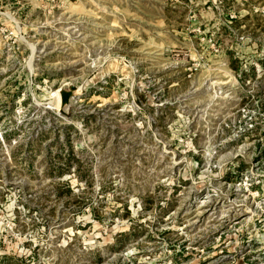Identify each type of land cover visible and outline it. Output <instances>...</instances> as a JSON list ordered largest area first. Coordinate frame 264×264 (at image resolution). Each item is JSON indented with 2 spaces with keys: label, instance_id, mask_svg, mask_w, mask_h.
<instances>
[{
  "label": "rangeland",
  "instance_id": "obj_1",
  "mask_svg": "<svg viewBox=\"0 0 264 264\" xmlns=\"http://www.w3.org/2000/svg\"><path fill=\"white\" fill-rule=\"evenodd\" d=\"M0 264H264V0H0Z\"/></svg>",
  "mask_w": 264,
  "mask_h": 264
},
{
  "label": "water",
  "instance_id": "obj_2",
  "mask_svg": "<svg viewBox=\"0 0 264 264\" xmlns=\"http://www.w3.org/2000/svg\"><path fill=\"white\" fill-rule=\"evenodd\" d=\"M73 92H74V91H73ZM62 96H63L64 98H68V97L72 96V94L66 92V93H63Z\"/></svg>",
  "mask_w": 264,
  "mask_h": 264
}]
</instances>
